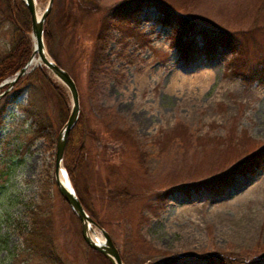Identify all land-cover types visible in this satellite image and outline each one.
I'll list each match as a JSON object with an SVG mask.
<instances>
[{"label": "rangeland", "instance_id": "obj_1", "mask_svg": "<svg viewBox=\"0 0 264 264\" xmlns=\"http://www.w3.org/2000/svg\"><path fill=\"white\" fill-rule=\"evenodd\" d=\"M128 1L137 8L132 0H52L45 19L47 53L77 90V177L88 214L123 264H264V163L236 172L264 145V77L252 73L264 71V0H147L236 37L233 52L187 60L182 49L191 38L200 45L198 30L162 25L152 5L120 20L111 8ZM46 2L36 0L39 12ZM6 3L0 58L16 36ZM44 72L65 102L39 75L36 100L24 83L5 93L15 99L0 121V264H107L81 239L54 184L55 137L70 99ZM36 102L48 124L39 131Z\"/></svg>", "mask_w": 264, "mask_h": 264}, {"label": "trees", "instance_id": "obj_2", "mask_svg": "<svg viewBox=\"0 0 264 264\" xmlns=\"http://www.w3.org/2000/svg\"><path fill=\"white\" fill-rule=\"evenodd\" d=\"M137 5L136 9H133V5L131 2L128 1L122 4H118L111 8L113 10L112 14L118 13V17L120 20H125L129 16L133 15L134 12L142 7L152 5L154 6L161 18H159V22L162 25H171V24H178L180 28L185 30H198V35L201 38L200 45L196 47L195 41L193 38L188 42L187 47H184L182 50L185 54V60L192 55H194V59L197 57H205L210 59L214 57L217 53L221 50H228L230 52L235 51L234 44L236 41V37H234L230 32H222L218 30H213L212 28H195L194 24H189L190 21L186 20L181 15L173 12L170 10L166 5L155 1H147L142 0L140 2H136L132 0ZM7 8H8V19L10 20L13 28L14 34H16L10 48L7 50L6 54L0 58V82L6 78H10L19 68L28 60L31 50H32V43L28 33H30V20L28 12L21 0H7ZM68 17V14H67ZM46 20L44 21L43 26V41L45 44L46 49L48 48V35L46 30ZM185 28V29H184ZM187 43V42H186ZM196 47V50H195ZM196 55V56H195ZM253 76L256 79H261L264 77V71L259 70H252ZM29 75L27 80V76ZM34 75H39L44 79V84L46 87L52 89L58 97L63 98L65 102V97L62 95V88L59 87L56 83L50 80V78L45 74L44 69L40 67L33 68L28 74L25 73L22 76L18 77L17 80L13 83L10 89L15 90L22 83L27 85L29 90V95L31 100H36V95L39 94L40 90L38 86L35 84ZM26 80V81H25ZM32 81L34 82L32 84ZM36 86V87H35ZM18 95V93H16ZM7 94L3 97L2 102L3 104L0 105V121L2 118V113H4L5 106L13 103L15 98L10 100L7 99ZM2 97H0V101ZM62 101L60 105L59 113L60 117H64L66 115V107L65 103ZM44 109V103L40 102L33 105L30 116L33 119V123H37L38 127L35 126V131H39L42 128H45L48 124L41 123L40 124V117ZM48 127V126H47ZM83 127L80 123V119H77L74 126L71 128L67 135L66 143L63 150V157H62V164L63 167L68 175L69 181L73 187V190L79 199V202L88 213L87 206L85 201L82 198V192L80 190V185L78 183V172L81 168L80 161H81V154L83 153ZM264 163V145L260 146L255 151L248 154L243 165L236 170L238 173L242 174H253L256 170L262 168ZM225 179H220L216 181V189L222 191V188L225 187ZM97 255L104 258L107 264L109 262L107 259L102 256L101 254L95 252ZM121 257V256H120ZM122 258V257H121ZM122 260V259H121Z\"/></svg>", "mask_w": 264, "mask_h": 264}, {"label": "water", "instance_id": "obj_3", "mask_svg": "<svg viewBox=\"0 0 264 264\" xmlns=\"http://www.w3.org/2000/svg\"><path fill=\"white\" fill-rule=\"evenodd\" d=\"M28 12L30 20V40L32 43V50L28 60L16 71L10 78L4 79L0 82V97L4 95L17 80L18 77L29 72L35 67H40L50 74H52L68 91L70 99V108L68 110L67 117L56 133L54 156H53V180L56 189L66 203L71 212L75 215L80 224V236L85 245L94 252H97L104 256L109 264H123L120 254L113 244L108 233L100 227L92 217L85 211L79 199L77 198L73 187L69 181L68 175L62 164L63 150L66 143L67 135L71 128L74 126L78 117V95L75 83L70 77L68 72L61 68L47 53L44 41H43V26L44 21L52 6V0H47L44 8L36 16V0H21ZM36 56L38 63L32 66H28L31 57ZM61 168V173L65 179L63 183H60L57 179V173ZM93 227H96L103 239L93 238L90 234H93Z\"/></svg>", "mask_w": 264, "mask_h": 264}, {"label": "bare ground", "instance_id": "obj_4", "mask_svg": "<svg viewBox=\"0 0 264 264\" xmlns=\"http://www.w3.org/2000/svg\"><path fill=\"white\" fill-rule=\"evenodd\" d=\"M37 8V7H36ZM39 10L37 9L36 10V16H38L39 15ZM38 63V58L34 55L31 59H30V61H29V64H28V66H32V65H35V64H37ZM57 179H58V181L60 182V183H63L64 181H65V179H64V177H63V175H62V173H61V168L59 169V171H58V173H57ZM93 238H96V236L94 235V234H90ZM97 239V238H96Z\"/></svg>", "mask_w": 264, "mask_h": 264}]
</instances>
